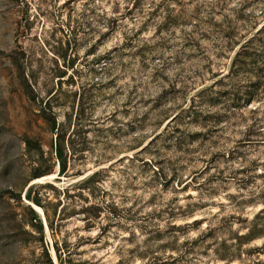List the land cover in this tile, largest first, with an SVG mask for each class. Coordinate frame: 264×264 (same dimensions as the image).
I'll list each match as a JSON object with an SVG mask.
<instances>
[{
    "label": "rangeland",
    "instance_id": "rangeland-1",
    "mask_svg": "<svg viewBox=\"0 0 264 264\" xmlns=\"http://www.w3.org/2000/svg\"><path fill=\"white\" fill-rule=\"evenodd\" d=\"M59 263L264 264V0H0V264Z\"/></svg>",
    "mask_w": 264,
    "mask_h": 264
},
{
    "label": "trees",
    "instance_id": "trees-1",
    "mask_svg": "<svg viewBox=\"0 0 264 264\" xmlns=\"http://www.w3.org/2000/svg\"><path fill=\"white\" fill-rule=\"evenodd\" d=\"M49 121H50V129L52 131H55L57 129V126H56V120H55L54 116H51L50 115ZM52 146L54 148L55 156H56V158H57V160L59 162V165H60V163H61V152H62V149H61L60 143L57 141V139H55V141L53 142V145ZM39 176L38 175H35L34 178H37ZM27 198L29 199V197H27ZM32 201H33L34 204L40 206L37 200L32 199ZM31 212H32L33 218L36 219L37 218L36 213L33 210ZM48 226L50 227L51 225L49 224ZM38 228H39V231L42 230V226L40 224H39V227ZM56 252H57V250L55 249V253ZM59 264H61V263H59Z\"/></svg>",
    "mask_w": 264,
    "mask_h": 264
},
{
    "label": "bare ground",
    "instance_id": "bare-ground-1",
    "mask_svg": "<svg viewBox=\"0 0 264 264\" xmlns=\"http://www.w3.org/2000/svg\"><path fill=\"white\" fill-rule=\"evenodd\" d=\"M253 36V35H252ZM241 45V44H240ZM171 121V120H170ZM55 176V174H49V175H46V176H42V177H37L35 179L32 180V182H43L46 178H53ZM51 180V179H50ZM53 180V179H52Z\"/></svg>",
    "mask_w": 264,
    "mask_h": 264
},
{
    "label": "water",
    "instance_id": "water-1",
    "mask_svg": "<svg viewBox=\"0 0 264 264\" xmlns=\"http://www.w3.org/2000/svg\"><path fill=\"white\" fill-rule=\"evenodd\" d=\"M33 208V207H32Z\"/></svg>",
    "mask_w": 264,
    "mask_h": 264
}]
</instances>
